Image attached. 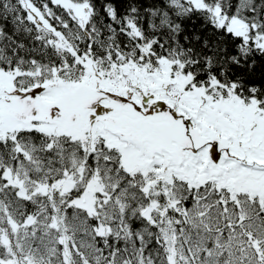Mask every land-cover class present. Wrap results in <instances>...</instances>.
Returning a JSON list of instances; mask_svg holds the SVG:
<instances>
[{"label": "snow or ice", "instance_id": "6c2138e0", "mask_svg": "<svg viewBox=\"0 0 264 264\" xmlns=\"http://www.w3.org/2000/svg\"><path fill=\"white\" fill-rule=\"evenodd\" d=\"M0 264H264V0H0Z\"/></svg>", "mask_w": 264, "mask_h": 264}]
</instances>
